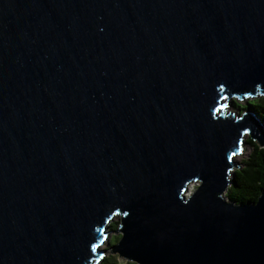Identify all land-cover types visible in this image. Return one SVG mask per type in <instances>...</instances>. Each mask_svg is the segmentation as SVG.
Masks as SVG:
<instances>
[{"label": "water", "instance_id": "1", "mask_svg": "<svg viewBox=\"0 0 264 264\" xmlns=\"http://www.w3.org/2000/svg\"><path fill=\"white\" fill-rule=\"evenodd\" d=\"M257 96L264 0H0V264H264Z\"/></svg>", "mask_w": 264, "mask_h": 264}, {"label": "trees", "instance_id": "2", "mask_svg": "<svg viewBox=\"0 0 264 264\" xmlns=\"http://www.w3.org/2000/svg\"><path fill=\"white\" fill-rule=\"evenodd\" d=\"M236 108L244 110L251 107L264 126V96L249 98L245 105L235 103ZM246 143L250 147V152L242 160L241 165L231 173V181L225 195L230 201L244 203L255 201L262 190H264V145L259 146L249 136ZM117 222H111L112 228L116 227ZM119 235L116 237L118 239ZM96 264H136L135 262L125 261L118 258L117 254H108L102 257Z\"/></svg>", "mask_w": 264, "mask_h": 264}, {"label": "rangeland", "instance_id": "3", "mask_svg": "<svg viewBox=\"0 0 264 264\" xmlns=\"http://www.w3.org/2000/svg\"><path fill=\"white\" fill-rule=\"evenodd\" d=\"M249 98H244L242 100H239L237 97H230L228 98V105H227V110L228 111H233V112H239L240 110H238V108L235 107V103L240 104V105H245L246 102L248 101ZM248 137V135L244 136V143L242 145V149L241 152L237 155L234 156V161L237 162L238 167L241 165L242 160L246 157V155L250 152V147L249 145L246 143V138ZM237 167H233V169H235ZM233 172V170H232ZM197 186L196 182H192L188 185V191L186 192V194H190ZM118 217H115L112 219L111 222H117L118 221ZM117 224V223H116ZM116 228V227H114ZM111 226L109 227L110 233H109V238H110V244L114 243L116 241V237L119 235L117 233H114ZM110 244L107 243H103L101 245V249H105V253L103 255V257L107 256L108 254H111L110 251ZM96 264V263H95Z\"/></svg>", "mask_w": 264, "mask_h": 264}, {"label": "bare ground", "instance_id": "4", "mask_svg": "<svg viewBox=\"0 0 264 264\" xmlns=\"http://www.w3.org/2000/svg\"><path fill=\"white\" fill-rule=\"evenodd\" d=\"M102 245V244H101Z\"/></svg>", "mask_w": 264, "mask_h": 264}]
</instances>
